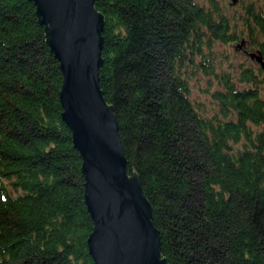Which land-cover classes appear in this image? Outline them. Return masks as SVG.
<instances>
[{
	"label": "trees",
	"instance_id": "trees-1",
	"mask_svg": "<svg viewBox=\"0 0 264 264\" xmlns=\"http://www.w3.org/2000/svg\"><path fill=\"white\" fill-rule=\"evenodd\" d=\"M99 84L166 264H264V0H95ZM0 0V264H94L59 63ZM245 41L242 49L231 46Z\"/></svg>",
	"mask_w": 264,
	"mask_h": 264
},
{
	"label": "water",
	"instance_id": "water-1",
	"mask_svg": "<svg viewBox=\"0 0 264 264\" xmlns=\"http://www.w3.org/2000/svg\"><path fill=\"white\" fill-rule=\"evenodd\" d=\"M59 63L62 120L82 160L84 202L93 223L87 240L94 264H166L151 206L139 178L126 172L118 122L99 84L103 16L95 0H30ZM238 0H230L236 5ZM244 40L236 45L242 49ZM264 69L261 52H245Z\"/></svg>",
	"mask_w": 264,
	"mask_h": 264
},
{
	"label": "rangeland",
	"instance_id": "rangeland-1",
	"mask_svg": "<svg viewBox=\"0 0 264 264\" xmlns=\"http://www.w3.org/2000/svg\"><path fill=\"white\" fill-rule=\"evenodd\" d=\"M229 2H230V0H229ZM237 5H238V2H237V4H236V5H233V6H235V7H236ZM237 44H238V43H236V44L232 45L230 49H231V50H235V49H234V46H236ZM245 44H246V43H245ZM245 44H244V45H245ZM244 45H243V46H244ZM243 46H242V47H243ZM253 62H254V61H253Z\"/></svg>",
	"mask_w": 264,
	"mask_h": 264
}]
</instances>
